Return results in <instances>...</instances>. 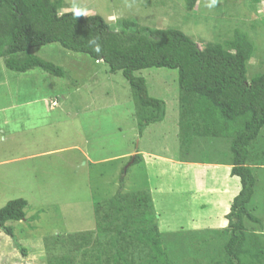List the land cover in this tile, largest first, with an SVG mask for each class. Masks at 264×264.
<instances>
[{"label":"rangeland","instance_id":"374dc122","mask_svg":"<svg viewBox=\"0 0 264 264\" xmlns=\"http://www.w3.org/2000/svg\"><path fill=\"white\" fill-rule=\"evenodd\" d=\"M60 1L59 14L98 15L113 31L122 20L149 30H178L200 49L240 33L253 47L246 81L264 73V2L198 0L190 12L185 0ZM31 53L61 67L65 77L40 70L16 74L0 60V208L15 199L27 203L25 220L6 224L25 257L0 231V264H46L51 240L94 230V204L106 202L120 186L124 194L148 191L174 264L204 257L199 239L226 226L228 203L240 186L227 167L213 165L227 160L228 140L194 139L188 151L181 145L177 72L151 68L134 74L165 107L163 120L139 133L136 105L119 72L110 74L103 63L57 44ZM252 154L264 165V129ZM257 203L260 186L249 209L264 227V209L254 211ZM208 247L214 255L217 246Z\"/></svg>","mask_w":264,"mask_h":264},{"label":"trees","instance_id":"16d2710c","mask_svg":"<svg viewBox=\"0 0 264 264\" xmlns=\"http://www.w3.org/2000/svg\"><path fill=\"white\" fill-rule=\"evenodd\" d=\"M197 1L185 0L186 10L193 11ZM60 9V0H0L3 67L16 74L40 70L62 79L61 67L31 53L50 44L101 62L110 74L119 72L127 82L139 133L160 123L165 107L148 95L145 80L134 74L151 68L176 71L181 145L187 150L194 139L228 140L230 176L240 185L225 215L226 226L199 239L204 257L192 264H264V227L249 209L257 186L252 166H258L259 159L252 147L264 129V73L249 82L245 76L252 44L235 33L221 45L209 43L200 49L178 30H149L122 20L113 31L98 15L59 14ZM139 159L135 156L133 164ZM26 206L23 199H15L0 208V231L22 257L25 249L6 224L24 221ZM93 211L94 230L56 236L47 245L46 264H174L157 229L148 191L124 194L120 186L106 202L94 204ZM213 243L217 247L210 256L208 246Z\"/></svg>","mask_w":264,"mask_h":264},{"label":"crops","instance_id":"0c3cea01","mask_svg":"<svg viewBox=\"0 0 264 264\" xmlns=\"http://www.w3.org/2000/svg\"><path fill=\"white\" fill-rule=\"evenodd\" d=\"M257 162V161H256ZM255 164H258V166H252V168H254V173H255V176H256V179H257V186H256V189H257V187H259L260 186V205H259V203H257V206L255 207L254 206V211H256V212H258L259 210H261V209H264V208H262L263 206H264V187L263 186H261V184H260V182L262 183V184H264V178H262V176H261V174L264 172V165H260L259 163H255ZM213 165H215L216 166V168L215 169H222L221 167H227V169H228V171H229V175H230V169H231V167L228 165V161L227 160H225V161H223V162H221V163H219V162H216L215 164H213ZM228 181H230V180H228ZM239 181V180H238ZM240 186V185H239ZM261 187H263V188H261ZM256 189H255V191H256ZM222 191V190H221ZM239 191H240V189H239ZM221 193H223V192H221ZM239 192L237 191V192H235V193H233V198L238 194ZM254 194H255V192H254ZM227 195H229V192L228 191H226L225 193H224V196H227ZM232 201V200H231ZM230 201V202H231ZM229 205L228 206H230V203H228ZM227 210L229 211V207H227Z\"/></svg>","mask_w":264,"mask_h":264},{"label":"water","instance_id":"95a60500","mask_svg":"<svg viewBox=\"0 0 264 264\" xmlns=\"http://www.w3.org/2000/svg\"><path fill=\"white\" fill-rule=\"evenodd\" d=\"M124 173H125V171H124Z\"/></svg>","mask_w":264,"mask_h":264},{"label":"clouds","instance_id":"9594fccd","mask_svg":"<svg viewBox=\"0 0 264 264\" xmlns=\"http://www.w3.org/2000/svg\"><path fill=\"white\" fill-rule=\"evenodd\" d=\"M98 50V49H97Z\"/></svg>","mask_w":264,"mask_h":264}]
</instances>
